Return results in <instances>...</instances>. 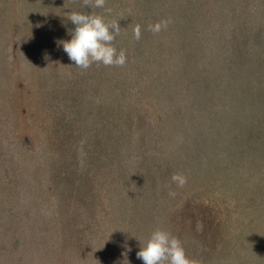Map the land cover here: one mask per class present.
I'll return each mask as SVG.
<instances>
[{"label": "trees", "instance_id": "1", "mask_svg": "<svg viewBox=\"0 0 264 264\" xmlns=\"http://www.w3.org/2000/svg\"><path fill=\"white\" fill-rule=\"evenodd\" d=\"M53 2L50 38L71 39L70 9L95 13L118 21L112 46L127 60L82 70L62 44L43 48L72 80L58 75L40 142L25 125L20 51L0 48L15 91L9 103L0 86V264H143L156 229L199 264H264V0ZM21 29L0 5V30L13 42ZM87 79L103 84L101 105L83 103ZM40 208L58 215L38 221Z\"/></svg>", "mask_w": 264, "mask_h": 264}, {"label": "rangeland", "instance_id": "2", "mask_svg": "<svg viewBox=\"0 0 264 264\" xmlns=\"http://www.w3.org/2000/svg\"><path fill=\"white\" fill-rule=\"evenodd\" d=\"M53 1L55 0H0V5L5 7L8 15H11L13 9H17L18 18L22 21V29L16 41L11 42L4 32L0 30V48L8 47L14 43L20 51L19 68L24 78L25 86L31 92V96H27L26 93L22 92L23 97L26 98L25 105L28 109L25 125L31 130L38 131V140L40 142H44L47 138L45 130H48L49 122L45 117V113L54 105V100L50 92L55 87V84L57 85L58 75L64 79L67 78L69 81L72 80L68 69L61 71L62 74H59V68L54 69L49 66L44 62L45 60L43 58V48H48L55 44H61L60 42L70 40L68 38H50L48 34L54 27L53 15L56 2ZM66 14L68 18V11ZM38 49L41 51L35 52ZM87 80L85 81H87L89 88V96H87L83 103H85L86 108L91 103L95 105L96 100L101 105L104 99L103 84L101 83L96 86V92V82L94 83L90 79ZM0 86L4 87L6 92L4 100L8 99V102L12 103V97L15 91H13V77L10 72L5 74L4 77H0ZM90 86L93 88V91H91ZM47 95L51 98L45 99ZM54 108H56V104ZM58 108H61V106ZM28 139L30 140L32 138L29 137ZM37 213L38 221H54L58 215V210L40 208L37 210Z\"/></svg>", "mask_w": 264, "mask_h": 264}, {"label": "clouds", "instance_id": "3", "mask_svg": "<svg viewBox=\"0 0 264 264\" xmlns=\"http://www.w3.org/2000/svg\"><path fill=\"white\" fill-rule=\"evenodd\" d=\"M105 3L106 0H83V5L86 7L104 8ZM106 12L110 14L111 9H106ZM129 14H131L130 9ZM68 20L75 25V29L72 31L69 41L60 43L69 60L74 62L75 67L87 70L93 63L102 64L105 67H123L126 64L125 50L121 49L117 52L116 48L112 46L115 37L121 32L118 21L106 22L101 15L78 12L68 13ZM170 23V19L161 20L154 25L150 24L148 31L158 34ZM133 38L137 41L141 38L139 24L133 29ZM170 181L178 188H183L187 183V178L183 174L174 173L171 175ZM168 187L170 188L171 185ZM168 195L174 197L176 193L169 191ZM136 256L143 261V264H199L198 261L186 257L178 238L161 229H156L151 233ZM124 264H128L127 260Z\"/></svg>", "mask_w": 264, "mask_h": 264}]
</instances>
